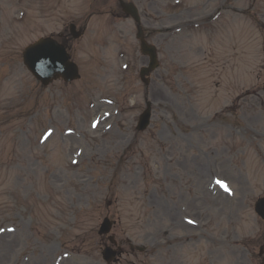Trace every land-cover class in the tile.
I'll use <instances>...</instances> for the list:
<instances>
[{"label":"rangeland","instance_id":"1","mask_svg":"<svg viewBox=\"0 0 264 264\" xmlns=\"http://www.w3.org/2000/svg\"><path fill=\"white\" fill-rule=\"evenodd\" d=\"M208 1L184 0L189 6ZM173 2L144 1L139 7L160 28L154 36L161 65L149 88L155 90L149 130L134 132L144 109L136 107L146 95L140 83L103 134L91 128L95 116L115 109L102 100L122 93V57L130 62L124 75L146 62L133 23L107 12L118 1L0 0V264H56L63 253L69 257L62 264H105L95 231L108 211L119 218L117 237L146 247L140 255L145 264H168L172 249L183 259L182 245L201 233L224 239L231 254L242 249L225 262L261 264L264 221L254 203L264 195V0L232 2L241 19L239 28L236 17L227 20L233 29L220 23L227 12L216 24L208 22L215 11L160 20L157 9L174 12L183 5ZM246 9L257 22L238 13ZM192 20L194 25L182 28L189 34L172 36ZM205 20L196 32V23ZM71 22L86 28L74 42L83 77L42 91L22 63V50L40 37L68 31ZM168 142L173 146L162 155ZM184 220H198L202 228ZM219 249L206 247L201 256L223 264ZM185 258L186 264H199Z\"/></svg>","mask_w":264,"mask_h":264},{"label":"snow or ice","instance_id":"2","mask_svg":"<svg viewBox=\"0 0 264 264\" xmlns=\"http://www.w3.org/2000/svg\"><path fill=\"white\" fill-rule=\"evenodd\" d=\"M219 182L222 183V184L224 183L223 181H219ZM225 187H226V184H225Z\"/></svg>","mask_w":264,"mask_h":264}]
</instances>
